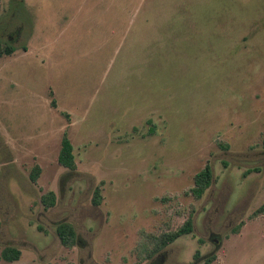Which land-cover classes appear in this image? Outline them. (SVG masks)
I'll return each instance as SVG.
<instances>
[{
	"label": "rangeland",
	"instance_id": "1",
	"mask_svg": "<svg viewBox=\"0 0 264 264\" xmlns=\"http://www.w3.org/2000/svg\"><path fill=\"white\" fill-rule=\"evenodd\" d=\"M8 46L0 264H264V0H0Z\"/></svg>",
	"mask_w": 264,
	"mask_h": 264
},
{
	"label": "trees",
	"instance_id": "2",
	"mask_svg": "<svg viewBox=\"0 0 264 264\" xmlns=\"http://www.w3.org/2000/svg\"><path fill=\"white\" fill-rule=\"evenodd\" d=\"M15 51L13 46H8L4 49H0V56L4 54H12ZM58 162L70 169L76 168L75 155H74V146L68 137L67 134L64 135L62 139L61 150L58 156ZM40 174V168H34V171L31 174L33 181L38 179ZM212 182V167L210 164H207L205 169L198 173L195 179V187L192 189V192L197 197H201L204 192L209 188ZM97 195H99V189L96 190ZM43 202L46 207H51L55 204V194L49 192L48 195L43 197ZM264 211V205L257 213ZM1 226V224H0ZM193 231L192 220H188L180 229L176 231L164 232L154 239L153 249L149 252L148 255L158 252L170 244L174 243L179 237L185 234H189ZM57 233L66 246H72L76 243L77 235L71 224L67 222H62L57 227ZM21 251L17 248L8 247L2 251V257L7 261H14L20 258ZM211 257L210 259H212Z\"/></svg>",
	"mask_w": 264,
	"mask_h": 264
}]
</instances>
